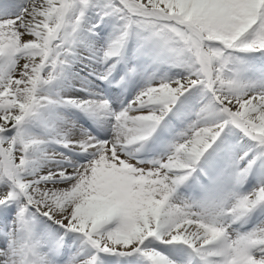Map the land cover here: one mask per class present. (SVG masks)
<instances>
[{
    "label": "snow or ice",
    "instance_id": "6c2138e0",
    "mask_svg": "<svg viewBox=\"0 0 264 264\" xmlns=\"http://www.w3.org/2000/svg\"><path fill=\"white\" fill-rule=\"evenodd\" d=\"M0 264H264V0H0Z\"/></svg>",
    "mask_w": 264,
    "mask_h": 264
}]
</instances>
